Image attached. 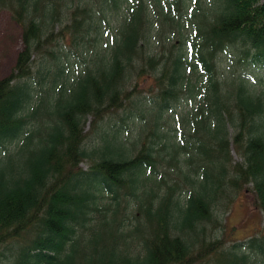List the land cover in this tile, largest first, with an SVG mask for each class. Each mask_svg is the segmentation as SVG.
<instances>
[{
  "label": "trees",
  "instance_id": "trees-1",
  "mask_svg": "<svg viewBox=\"0 0 264 264\" xmlns=\"http://www.w3.org/2000/svg\"><path fill=\"white\" fill-rule=\"evenodd\" d=\"M216 1L0 0L24 42L0 76V245L35 232L11 264H248L264 253L257 235L247 250L206 240L214 211L246 188L264 213V83L247 76L264 65V0ZM70 3L69 20L48 31ZM108 17L112 41L85 49ZM69 34L89 60L52 50ZM38 54L48 56L34 80ZM130 103L120 124L104 120ZM91 152L99 156L84 169ZM104 191L115 207L94 216ZM134 203L129 227L123 210Z\"/></svg>",
  "mask_w": 264,
  "mask_h": 264
},
{
  "label": "rangeland",
  "instance_id": "rangeland-1",
  "mask_svg": "<svg viewBox=\"0 0 264 264\" xmlns=\"http://www.w3.org/2000/svg\"><path fill=\"white\" fill-rule=\"evenodd\" d=\"M222 0H217L215 4L218 6V4H221ZM73 3H70L68 6L62 7L61 10V19L54 25H50V28L48 31H53L57 33L60 28L65 25V23L69 20V17H71V12L74 9ZM188 12V10H187ZM114 22L108 17L106 20H103L100 18L98 21H95L94 27H99L100 32L94 33V37L91 38H85L84 43L81 42L85 49L89 48L91 45L96 43L98 46L105 48L107 45L104 44V42L112 41L113 37L112 34L114 33ZM100 25V26H99ZM93 30H95L93 28ZM93 39H96L93 40ZM57 43L54 42L52 44L53 48L59 50L60 52H66L69 54L74 55L76 51L80 52L77 54V58L75 61L78 62V59L83 61L84 59L89 60L90 56L89 53L86 51H80L79 49L82 48L79 43H75V40H73L72 36L70 34L67 38H59L57 39ZM91 42V43H89ZM160 44V42H155V45ZM169 45V43H167ZM79 46V47H78ZM24 42H23V30L22 26L14 19L12 13L9 9L4 8L0 11V76L5 77L11 73L13 70V67L15 65L18 53L23 49ZM48 56V54H38L35 57V61L33 62L34 65V76L33 79L36 80L41 76V73L39 69H42V71L45 74V67L42 68L43 62L45 57ZM74 57V56H72ZM77 65L74 66V71H78ZM250 78V81H261L264 83V65L253 68L248 72L247 75ZM145 86V85H144ZM146 94L147 90L145 87L143 88V93ZM188 106V105H186ZM135 104L130 103L126 107L121 108L117 111L109 113L105 117V121L109 122L112 125H116L117 123L122 121V119H126V116L129 111H135ZM28 114L32 113V110L26 111ZM27 128L31 127V123L36 120V118H29ZM91 119L92 117H89L87 127L88 130V137H87V146L88 151H92L93 148H95L98 144V132L95 130L93 131V128H91ZM129 136L132 138L134 137L133 134H129ZM128 136V138H129ZM127 138V139H128ZM232 155L235 161L241 160L240 156L237 155V153L232 150ZM99 154H91L87 156L82 162L81 166L84 169H88L90 167V164L92 163L93 159H97ZM175 167L173 166L172 169ZM162 171L160 172L159 178L165 173L164 170L166 168H162ZM173 171V170H172ZM174 176V175H173ZM168 177V176H167ZM127 198V197H126ZM181 198L184 201L186 199V193H181ZM128 200V199H127ZM125 204V200L123 201V205ZM115 207V200L112 198V193L104 191L100 193L97 208L100 209V211H93L94 216H99L100 213L105 215H111L113 208ZM140 214V211L138 210L136 204L134 203L133 206L129 207L127 211L125 209L123 210V214L127 215V222H129V227H133L137 223V218L135 217V213ZM126 222V223H127ZM128 224V223H127ZM97 228L95 229L94 234L97 236L98 239L101 238L104 234V228L100 227V225H96ZM128 227V228H129ZM206 240H211L213 238H224L227 237V243L231 244L234 242L241 243L243 249H249V239L257 235L259 238H264V213L255 207L254 205V194L249 192L247 188L243 190L241 193L237 195L234 202L231 203L228 207H221L214 211L213 219L211 221L206 222ZM35 232L33 230L28 231L24 236L18 238L17 240L9 239L7 242L0 245V264H11V259L13 258L16 250L20 245H24L29 242L34 237ZM93 235H91L92 237ZM105 242L108 243L105 247V250L112 245L110 240L105 238ZM83 243H79L78 247H82ZM133 246L135 244H132ZM83 247L87 250L91 249V254H93L94 249V243L91 241L88 245ZM254 248L258 250L257 246L251 247V250L253 251ZM135 249L141 250L140 245H137ZM249 261L248 264H264V253H262L260 250H258V256L254 258V254H249ZM74 261L76 263L81 262L82 260L78 257Z\"/></svg>",
  "mask_w": 264,
  "mask_h": 264
},
{
  "label": "bare ground",
  "instance_id": "bare-ground-1",
  "mask_svg": "<svg viewBox=\"0 0 264 264\" xmlns=\"http://www.w3.org/2000/svg\"><path fill=\"white\" fill-rule=\"evenodd\" d=\"M1 148V147H0ZM11 149V148H10ZM6 151V149L5 148H3L2 149V151L1 152H5ZM235 151V150H234ZM236 152V151H235ZM238 155V154H237ZM239 156V155H238ZM241 158V157H240Z\"/></svg>",
  "mask_w": 264,
  "mask_h": 264
}]
</instances>
